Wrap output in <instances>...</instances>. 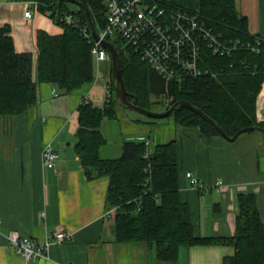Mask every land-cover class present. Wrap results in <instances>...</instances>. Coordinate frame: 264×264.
<instances>
[{
  "label": "trees",
  "instance_id": "obj_1",
  "mask_svg": "<svg viewBox=\"0 0 264 264\" xmlns=\"http://www.w3.org/2000/svg\"><path fill=\"white\" fill-rule=\"evenodd\" d=\"M25 1L36 2L39 10L63 27V32L53 35L39 31L35 61L32 53L16 50L10 25L0 27V160L5 124L37 102L38 82L52 83L55 91L69 93L94 81L97 60L92 52V30L80 3L91 11L97 30L106 22L104 0ZM161 6L168 12V21L177 9L196 14L202 30H210L212 37L205 38L203 31L195 34L198 72L171 79L143 60L141 47L119 35L108 37L121 57L128 98L148 109L156 102L153 96L165 98L162 111L177 101H188L229 136L247 126L264 128L256 112L264 82V36L250 31L248 16L238 10L237 0H198L195 9L170 0ZM68 15L72 16L70 21ZM215 40L225 48L215 51V45H211ZM121 44H125L124 50ZM111 86L114 88L113 81ZM117 102L114 90L103 107L82 100L75 145L90 179L110 177L107 201L115 209L117 240L155 248L159 259L173 261L184 246L231 244L236 251L225 258L224 264H264V221L255 192L239 193L233 236L199 235L190 206L181 198L179 147L175 140L159 143L149 151L145 141L126 139L119 157H101L100 149L107 142L102 121L115 117ZM171 115L179 124L199 127L206 136L223 135L187 106L177 105Z\"/></svg>",
  "mask_w": 264,
  "mask_h": 264
},
{
  "label": "crops",
  "instance_id": "obj_2",
  "mask_svg": "<svg viewBox=\"0 0 264 264\" xmlns=\"http://www.w3.org/2000/svg\"><path fill=\"white\" fill-rule=\"evenodd\" d=\"M170 1L191 9L198 3ZM237 6L248 16L250 31L264 36V0H237ZM28 9L32 10L31 18L25 16ZM4 25L11 27L16 50L32 53L35 61L39 31L53 35L63 32V27L34 2L25 0H0V27ZM98 76L69 93L54 91L52 83L38 82L37 102L5 124L0 160V264H224L225 258L236 251L231 244L184 246L173 261L159 259L155 248L117 240L115 209L107 201L110 177L90 179L75 149L79 105L88 98L103 107L106 89L112 87L111 74ZM115 111V117L102 121L107 142L100 149L101 157H119L126 139L145 144L150 141L146 144L149 151L159 143L175 140L179 147L180 194L190 206L196 233L233 236L240 192L257 194L264 221L261 131L245 132L236 140L224 135L206 136L199 127L179 124L171 115L173 119L166 128L138 124L118 129L119 142L114 147L108 128L112 120L126 115L121 104H115ZM256 112L258 121H264V82ZM49 143L59 155L52 168H46L43 161V150ZM188 171L206 187L193 185ZM57 229L66 231L69 237L51 246L49 258L27 260L8 239L9 232L17 230L22 236L46 241Z\"/></svg>",
  "mask_w": 264,
  "mask_h": 264
},
{
  "label": "built area",
  "instance_id": "obj_3",
  "mask_svg": "<svg viewBox=\"0 0 264 264\" xmlns=\"http://www.w3.org/2000/svg\"><path fill=\"white\" fill-rule=\"evenodd\" d=\"M106 22L97 30L100 38L93 39L92 52L97 61L110 58L108 49L104 46L103 40H110L108 37L121 36L129 43L141 49L142 58L149 62L153 68L158 70L168 79L181 74H196L198 72V38L195 34L198 31L204 32V37H212L207 30H202L198 16L185 9H177L167 20V10L161 6L166 0H105ZM37 6L38 4L34 2ZM33 15L32 10L25 12L27 18ZM72 16L68 15L67 20ZM215 45V51L225 48L224 45ZM55 91V90H54ZM112 89H106V100H109ZM87 100H90L87 98ZM91 101V100H90ZM146 144L150 145V141ZM58 153L49 143L43 150V161L46 168L56 166ZM193 185L204 189L202 184L191 171L186 173ZM220 185L219 182H217ZM46 212L43 211L42 215ZM69 234L57 229L51 239L39 241L30 236H22L19 231L11 230L8 234L10 245L23 254L27 260L35 258H49L51 246L54 243H62Z\"/></svg>",
  "mask_w": 264,
  "mask_h": 264
},
{
  "label": "water",
  "instance_id": "obj_4",
  "mask_svg": "<svg viewBox=\"0 0 264 264\" xmlns=\"http://www.w3.org/2000/svg\"><path fill=\"white\" fill-rule=\"evenodd\" d=\"M80 6L87 13L88 21L90 23L93 36L96 39L100 38V36L97 32V29H96V25L93 21L91 11L83 3H80ZM103 44L108 49V51L110 52L111 59H112V77H113V82H114V90L116 91V99L123 106L130 108V109H133V110H137V111L144 113L150 117L162 118V117H166V116L170 115V113H172V111L174 110V108L177 105H184V106H187L189 108L196 110L207 121H209L212 125H214L229 140H236L241 134H243L245 132L253 131L255 129L264 131V128L259 127V126H247V127L240 129L233 136H229L212 118H210L201 109L196 108L192 103H190L188 101H177L175 104H173L167 110H164V111H153V110H150L148 108L137 105L136 103H134L133 101H131L128 98L129 92H128L126 85L124 83V80H123L122 61H121V57H120V54H119L117 48L115 47V45L110 40H107V39L103 40Z\"/></svg>",
  "mask_w": 264,
  "mask_h": 264
},
{
  "label": "rangeland",
  "instance_id": "obj_5",
  "mask_svg": "<svg viewBox=\"0 0 264 264\" xmlns=\"http://www.w3.org/2000/svg\"><path fill=\"white\" fill-rule=\"evenodd\" d=\"M73 7H76L75 5H73ZM256 31V30H255ZM122 49H125V44H121ZM98 65H99V69H98ZM98 73V78H106L108 77L111 73H112V59L108 58L106 60H102L99 62V64L96 61V76ZM115 94L116 91L114 90ZM154 99H156L155 103H152L150 105V110L153 111H162L164 109V103H165V98L163 99L162 97H155L153 96ZM118 104H120L119 102H117ZM122 105V104H121ZM123 106V105H122ZM123 110L125 112L126 115L120 116L118 119H114L111 122L112 125L110 126V128H108V137L112 140V144L114 147H116V145L118 144V139L119 136L116 135L117 130H125V127H129L130 125H138V124H143V125H151L152 129L153 128H163L169 124L170 120L173 119L172 116H166V117H162V118H154V117H150L144 113H141L137 110H133L130 108H127L125 106H123ZM155 121V122H152ZM255 131H260L258 129H256ZM159 141V140H157Z\"/></svg>",
  "mask_w": 264,
  "mask_h": 264
},
{
  "label": "bare ground",
  "instance_id": "obj_6",
  "mask_svg": "<svg viewBox=\"0 0 264 264\" xmlns=\"http://www.w3.org/2000/svg\"><path fill=\"white\" fill-rule=\"evenodd\" d=\"M105 1V0H104ZM78 4V3H77ZM56 12V11H55ZM73 14V13H72ZM55 15V14H54ZM60 18V17H59ZM97 28V27H96ZM91 34V33H90ZM144 60V59H143ZM109 85V84H108ZM112 89V87H110Z\"/></svg>",
  "mask_w": 264,
  "mask_h": 264
}]
</instances>
